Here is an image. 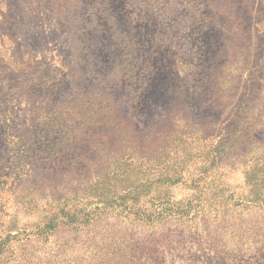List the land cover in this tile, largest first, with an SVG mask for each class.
I'll list each match as a JSON object with an SVG mask.
<instances>
[{
	"label": "rangeland",
	"instance_id": "374dc122",
	"mask_svg": "<svg viewBox=\"0 0 264 264\" xmlns=\"http://www.w3.org/2000/svg\"><path fill=\"white\" fill-rule=\"evenodd\" d=\"M0 264H264V0H0Z\"/></svg>",
	"mask_w": 264,
	"mask_h": 264
}]
</instances>
